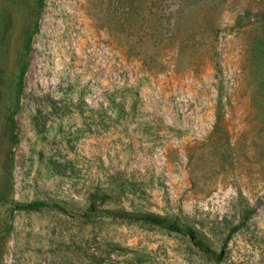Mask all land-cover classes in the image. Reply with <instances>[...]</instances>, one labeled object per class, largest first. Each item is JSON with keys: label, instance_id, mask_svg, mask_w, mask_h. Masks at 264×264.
Segmentation results:
<instances>
[{"label": "rangeland", "instance_id": "1", "mask_svg": "<svg viewBox=\"0 0 264 264\" xmlns=\"http://www.w3.org/2000/svg\"><path fill=\"white\" fill-rule=\"evenodd\" d=\"M0 264H264V0H0Z\"/></svg>", "mask_w": 264, "mask_h": 264}, {"label": "trees", "instance_id": "2", "mask_svg": "<svg viewBox=\"0 0 264 264\" xmlns=\"http://www.w3.org/2000/svg\"><path fill=\"white\" fill-rule=\"evenodd\" d=\"M47 207H56V208H62L60 205L55 204V203H46L43 201H32V202H17L13 205V213H12V218L14 217V212L16 210H40V209H44ZM239 228V226H236L234 228L231 229L230 231V235L235 232L237 229Z\"/></svg>", "mask_w": 264, "mask_h": 264}]
</instances>
